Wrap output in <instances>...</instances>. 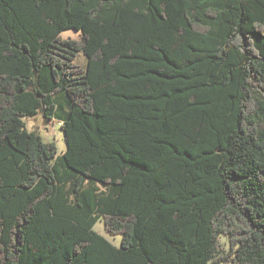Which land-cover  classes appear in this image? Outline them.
Instances as JSON below:
<instances>
[{
    "label": "trees",
    "instance_id": "16d2710c",
    "mask_svg": "<svg viewBox=\"0 0 264 264\" xmlns=\"http://www.w3.org/2000/svg\"><path fill=\"white\" fill-rule=\"evenodd\" d=\"M0 264H264V0H0Z\"/></svg>",
    "mask_w": 264,
    "mask_h": 264
},
{
    "label": "rangeland",
    "instance_id": "374dc122",
    "mask_svg": "<svg viewBox=\"0 0 264 264\" xmlns=\"http://www.w3.org/2000/svg\"><path fill=\"white\" fill-rule=\"evenodd\" d=\"M63 37L80 38V35L75 29H70L63 32ZM74 61L79 66L85 68L87 64V56L82 52L77 53ZM55 99L59 114H57L54 119L47 120L46 117H44L42 114H39L35 117L29 116L27 119H25V121L29 129L38 130L41 133L40 135L45 142H55L58 147L59 154H62L67 149V144L64 138V133L61 129L60 120L61 115H65L67 110V102L64 99L62 93L56 94ZM104 226L103 220H99L94 229L103 234V236L109 239L112 243L120 246V242H122V236L107 232ZM222 242L224 244L223 246L227 248V239L223 235Z\"/></svg>",
    "mask_w": 264,
    "mask_h": 264
}]
</instances>
